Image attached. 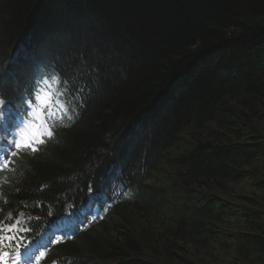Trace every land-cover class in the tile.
Instances as JSON below:
<instances>
[{
  "label": "trees",
  "instance_id": "trees-1",
  "mask_svg": "<svg viewBox=\"0 0 264 264\" xmlns=\"http://www.w3.org/2000/svg\"><path fill=\"white\" fill-rule=\"evenodd\" d=\"M53 73L81 106L0 174L21 227L125 167L140 197L58 257L264 264V0H0V98ZM161 166L170 184L144 186Z\"/></svg>",
  "mask_w": 264,
  "mask_h": 264
},
{
  "label": "snow or ice",
  "instance_id": "snow-or-ice-1",
  "mask_svg": "<svg viewBox=\"0 0 264 264\" xmlns=\"http://www.w3.org/2000/svg\"><path fill=\"white\" fill-rule=\"evenodd\" d=\"M57 82L68 83L67 79L63 78L62 74H57ZM39 84L43 87L37 85L35 90L34 99L37 104H33L32 100H28L26 103L32 106L31 116L32 119L27 121V124L21 129L20 138L15 141L14 148L10 153L11 157H16L20 150L30 152L32 154L38 153L41 146H46L47 143L54 137L55 133L53 131V126L48 123L50 117L56 116V111L53 110L54 102L52 100L51 91L46 90L48 86L47 80L44 79L43 74H41V80ZM82 92L83 89H79ZM55 107L63 110L60 113L59 119H63L64 115H67L68 109L64 104L56 102ZM6 102L3 98H0V127L5 125L3 121V116L6 114ZM72 119L71 116L68 117ZM35 121V122H34ZM31 129V131H28ZM8 154L4 157H0V171L11 170L10 161L7 158ZM91 191V188L89 189ZM30 229L21 227L20 221L16 220L15 223H10L9 225H4L0 222V264H18L22 258L24 264H40V259L47 256V251H40L37 256L31 255V250L27 244L15 243L18 239L22 240V237H18L17 233L20 231H29ZM71 238V237H67ZM65 237L58 238L53 243H59ZM7 241V243H5ZM6 247H13L15 249L14 255L4 250ZM23 248V252H21Z\"/></svg>",
  "mask_w": 264,
  "mask_h": 264
},
{
  "label": "rangeland",
  "instance_id": "rangeland-1",
  "mask_svg": "<svg viewBox=\"0 0 264 264\" xmlns=\"http://www.w3.org/2000/svg\"><path fill=\"white\" fill-rule=\"evenodd\" d=\"M13 142H15V141H11V144H13ZM13 150H15L14 145H12V151ZM173 151H174L173 153L175 154L176 151H178V150L175 149ZM173 153H171V154L174 155ZM159 169H157L156 171L153 172V173L156 172L154 175H151L155 179V181L150 179L149 180L150 184L155 182L156 184L161 185V186L169 185L170 182L167 180V178L169 177V175H168L169 168L161 166V167H159Z\"/></svg>",
  "mask_w": 264,
  "mask_h": 264
}]
</instances>
